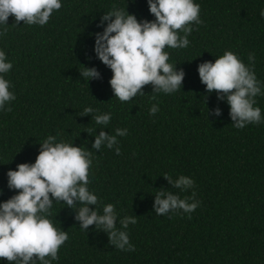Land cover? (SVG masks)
<instances>
[{
	"label": "trees",
	"instance_id": "1",
	"mask_svg": "<svg viewBox=\"0 0 264 264\" xmlns=\"http://www.w3.org/2000/svg\"><path fill=\"white\" fill-rule=\"evenodd\" d=\"M61 3L44 26L15 25L14 16L0 25V50L13 65L4 78L16 95L5 105L11 112L0 110V202L17 191L8 188L9 169L34 163L39 143L52 135L92 152L88 188L99 204L89 207L103 214V206L113 204L116 228L127 233L135 250L111 245L108 233L95 225L82 230L75 219L79 203L74 210L54 201L48 218L69 238L50 264H264V122L235 128L227 100L207 93L198 73L200 63L214 62L226 50L245 65L254 53L264 93V0H194L203 23L193 25L187 48L164 50L168 63L185 72L182 89L152 93L148 85L144 95L125 103L114 97L113 73L94 51L95 34L103 32L107 22L101 25V17L113 7L138 21L154 20L147 0ZM84 66L95 67L101 78L87 82L80 75ZM255 99L264 117V95ZM153 104L160 109L154 116ZM86 107L93 115H80ZM217 107L219 116L213 113ZM109 112L108 125L95 123L94 115ZM100 128L113 135L117 128L127 129L126 136L117 137L120 155L116 146L92 149ZM88 129L96 132L90 135ZM164 174L173 180L189 177L195 185L182 191ZM161 189L181 198L194 191L200 205L191 214L158 216L153 205ZM128 216L137 223L124 229L120 222ZM0 264L9 262L0 258Z\"/></svg>",
	"mask_w": 264,
	"mask_h": 264
},
{
	"label": "clouds",
	"instance_id": "2",
	"mask_svg": "<svg viewBox=\"0 0 264 264\" xmlns=\"http://www.w3.org/2000/svg\"><path fill=\"white\" fill-rule=\"evenodd\" d=\"M147 3L154 20L138 21L127 10L113 7L101 17V25L107 22L103 32L95 34L94 51L111 69L113 75L109 83L114 97L121 103L144 95V87L148 85L152 86V93L172 94L181 90L185 72L168 63L169 54L164 50L187 48L193 25L203 23L200 5L194 0H147ZM61 7V0H0V25H8L9 16H14L15 25L23 21L29 26H44ZM260 16L264 17V9ZM7 31L5 27L4 34ZM248 58L250 63L245 65L234 52L226 50L214 62L205 61L198 66L206 92H215L218 100H227L229 115L237 129L264 122L261 108L254 107L257 103L255 98L264 95L254 71V53H250ZM12 67L6 53L0 50V110L7 112L12 108L5 105L16 99L15 93L9 91L11 82L4 78ZM80 75L87 82L101 78L95 67L84 66ZM151 98L155 100L156 96ZM159 111V106L153 104L149 114L154 116ZM93 112L92 107H86L80 115H93ZM213 113L219 116L221 109L217 107ZM111 118L110 112L93 116L97 125L104 126ZM100 129L94 135L92 149L100 150L102 146L113 149L119 143L117 137L128 134L124 128L115 129L114 135L104 131L105 128ZM93 131L96 129L86 132L91 135ZM39 144L40 151L34 163H20L16 170L7 172L8 188L17 191L8 200L0 202V258L9 264H36L37 260L41 264H50V260L59 259L58 251L69 237L66 231L54 227L48 218L54 201L63 202L74 210L79 203L81 206L76 210L75 219L82 230L87 232L89 226L95 225L97 230L108 233L111 245L120 250L134 251L127 233L116 228L117 213L113 204L104 205L103 214L89 207L99 204L97 195L88 188L92 183V152L73 143L57 142V137L52 135ZM115 152L120 155L121 149L116 146ZM164 176L174 188L182 191L195 185L194 180L183 175L176 180L168 174ZM195 196L193 191L191 197L181 198L161 189L155 193L154 211L158 216L178 210L191 214L200 205ZM189 200L193 202L189 203ZM120 223L126 229L129 223L136 224L137 219L128 216Z\"/></svg>",
	"mask_w": 264,
	"mask_h": 264
}]
</instances>
